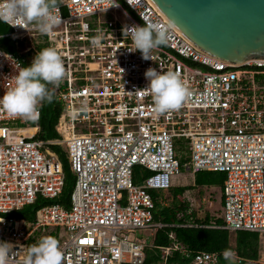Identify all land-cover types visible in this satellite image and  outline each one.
<instances>
[{"label":"built area","instance_id":"obj_1","mask_svg":"<svg viewBox=\"0 0 264 264\" xmlns=\"http://www.w3.org/2000/svg\"><path fill=\"white\" fill-rule=\"evenodd\" d=\"M118 2L110 7L112 0H60L56 15L62 22L51 35L6 23L15 51L2 46L0 35V97L25 66L22 54L40 51L37 42L54 48L66 68L55 92L63 106L60 138L37 139L39 105L34 119L0 107V241L10 243L4 264H27L29 247L44 237L58 241L63 264H141L157 229L168 225L154 219L152 192H169L172 175L195 177L201 170L226 175L220 213L180 225L254 231L264 243V60L234 64L215 58L152 0ZM139 13L168 34L167 44L152 50V60L129 52L131 41L122 34L125 25L145 24ZM96 35L98 46L90 42ZM24 39L30 45L22 49ZM149 67L180 74L189 94L179 108L157 113L151 94L138 90L149 83ZM46 143L65 148L76 175L70 208L56 201L65 174ZM178 149L188 153L185 161ZM137 166L150 172L141 183L134 181ZM39 197L53 202L42 205L31 224L11 215ZM139 231L150 239L137 236ZM161 249L165 261L174 250L188 254L177 242ZM187 264H264V251L248 259L235 248L200 250Z\"/></svg>","mask_w":264,"mask_h":264},{"label":"clouds","instance_id":"obj_2","mask_svg":"<svg viewBox=\"0 0 264 264\" xmlns=\"http://www.w3.org/2000/svg\"><path fill=\"white\" fill-rule=\"evenodd\" d=\"M128 3L131 5V0H128ZM59 6L60 0H6L0 6V22L21 26L30 31L29 27H25L29 25L41 35H51L54 28L62 22L61 16L56 15ZM113 6L119 7L118 0H112L110 7ZM107 9L103 11L106 12ZM140 15L144 20L143 15ZM122 34L131 41L132 47L127 48L128 51H139L144 60H152V50L167 44L168 41L165 29L147 21L143 26L125 25ZM90 42L98 46L101 37L93 36ZM4 55L7 56L6 53ZM144 75L149 83L146 88L138 90H147L151 94L157 113L164 114L179 108L189 94L187 86L177 72H162L149 67ZM65 76V64L58 52L52 47L41 49L30 66L16 70L13 76L14 86L0 97V107L13 115L34 119L38 105L53 102L55 92ZM9 246V242L0 241V264H4L10 251ZM27 264H63V253L58 241L53 237H44L31 245L28 249Z\"/></svg>","mask_w":264,"mask_h":264},{"label":"trees","instance_id":"obj_3","mask_svg":"<svg viewBox=\"0 0 264 264\" xmlns=\"http://www.w3.org/2000/svg\"><path fill=\"white\" fill-rule=\"evenodd\" d=\"M0 24H6L0 22ZM7 25V24H6ZM7 29V30H6ZM5 30H0V35L8 33L9 26ZM8 36L4 35L1 39V44L9 51H15L14 41L11 43ZM39 50L44 49L43 43H36ZM35 54L33 52H25L22 54L25 66H30ZM41 110V129L37 139L44 141L52 140L61 137L58 130L60 116L63 111V106L56 95L52 103H42L39 105ZM178 143H184V139H178ZM49 148L57 153L62 162L65 174V181L62 193L56 201L62 203L66 208L71 207V196L76 183V175L70 165L68 154L65 148L60 144L46 143L44 149ZM182 152L181 160L185 161L188 158L186 150L178 149ZM150 172L142 166H137L134 171V181L141 183L143 178L149 175ZM226 175L222 171L201 170L195 174L194 183L191 185L173 186L169 190L172 193V198L169 199L164 192L153 191L155 199L154 219L162 221L168 225L157 229L152 237V243L146 247V256L141 264H187L191 257L200 250H224L235 248L239 255L248 259L260 258L264 250L259 233L254 231H237L235 240L232 242L231 232L228 229L208 228L199 226H185L180 224L202 223L209 221L212 216L209 211L202 214V207H195L194 198L186 191L188 189H202L207 184H218L223 186ZM201 191V190H200ZM161 198H166V203L161 202ZM53 200L39 197L33 204L26 205L21 209L15 210L11 215L25 218L28 224L36 220L37 210L44 204L52 203ZM191 210V213H189ZM219 223L221 219L217 220ZM175 223V225H172ZM174 233L175 238L170 236ZM174 242L181 244L187 248L188 254H184L180 250H174L165 261L162 257L161 247L170 246Z\"/></svg>","mask_w":264,"mask_h":264},{"label":"water","instance_id":"obj_4","mask_svg":"<svg viewBox=\"0 0 264 264\" xmlns=\"http://www.w3.org/2000/svg\"><path fill=\"white\" fill-rule=\"evenodd\" d=\"M203 52L234 64L264 60V0H152Z\"/></svg>","mask_w":264,"mask_h":264},{"label":"rangeland","instance_id":"obj_5","mask_svg":"<svg viewBox=\"0 0 264 264\" xmlns=\"http://www.w3.org/2000/svg\"><path fill=\"white\" fill-rule=\"evenodd\" d=\"M6 28H7L6 24H0V30H5ZM8 31H10V27H9ZM2 35H5V33H3ZM13 41L10 40L11 43ZM29 45H30V43L27 39L21 40V48L22 49L28 47ZM171 182H172L173 186L191 185L194 183V176L191 173H184L181 175H172ZM159 192L163 193V191H159ZM186 193H188L190 196H192V198H194L195 207H200V208L202 207V211H201L202 214H205L207 211H209L213 215H217L220 213L221 204H222L221 203V186L220 185H218V184H207L202 189H199L196 187L194 189H188L186 191ZM164 195H166L169 199L172 198V193L170 191L164 192ZM136 234H137V236H139L141 238L150 239V236L146 231H139ZM231 239H232V242H234V240H235V233L234 232H231Z\"/></svg>","mask_w":264,"mask_h":264}]
</instances>
